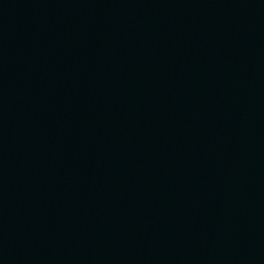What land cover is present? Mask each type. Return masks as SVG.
Segmentation results:
<instances>
[{"label": "water", "instance_id": "obj_1", "mask_svg": "<svg viewBox=\"0 0 264 264\" xmlns=\"http://www.w3.org/2000/svg\"><path fill=\"white\" fill-rule=\"evenodd\" d=\"M0 264H264V0H0Z\"/></svg>", "mask_w": 264, "mask_h": 264}]
</instances>
